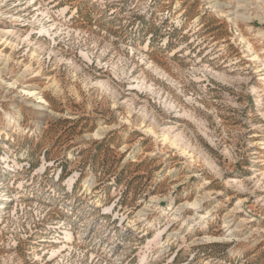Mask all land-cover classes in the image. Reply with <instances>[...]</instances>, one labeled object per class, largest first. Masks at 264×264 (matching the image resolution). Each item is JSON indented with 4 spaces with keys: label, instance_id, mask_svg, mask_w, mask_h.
I'll use <instances>...</instances> for the list:
<instances>
[{
    "label": "rangeland",
    "instance_id": "1",
    "mask_svg": "<svg viewBox=\"0 0 264 264\" xmlns=\"http://www.w3.org/2000/svg\"><path fill=\"white\" fill-rule=\"evenodd\" d=\"M0 264H264V0H0Z\"/></svg>",
    "mask_w": 264,
    "mask_h": 264
}]
</instances>
